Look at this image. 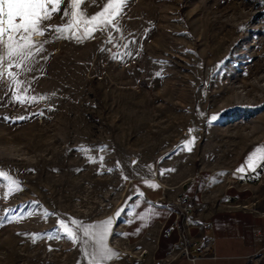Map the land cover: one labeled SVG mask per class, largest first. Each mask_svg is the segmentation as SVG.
Here are the masks:
<instances>
[{"label":"rangeland","instance_id":"rangeland-1","mask_svg":"<svg viewBox=\"0 0 264 264\" xmlns=\"http://www.w3.org/2000/svg\"><path fill=\"white\" fill-rule=\"evenodd\" d=\"M108 2L67 0L45 23ZM117 19L88 38L73 25L34 39L41 51L0 81V264H90L91 226L109 218L118 255L98 264L149 263L120 238L130 181L240 174L264 149V0H127Z\"/></svg>","mask_w":264,"mask_h":264},{"label":"crops","instance_id":"crops-1","mask_svg":"<svg viewBox=\"0 0 264 264\" xmlns=\"http://www.w3.org/2000/svg\"><path fill=\"white\" fill-rule=\"evenodd\" d=\"M260 146L264 148L262 144ZM261 155H264V149L256 152L253 158ZM200 174L210 178L209 185L196 174L174 185L154 178L130 181L126 188L129 197L126 222L120 228L121 241L133 248L147 250L152 260L165 258L177 243L173 225L187 221L178 213L175 200L178 197L192 198L197 208V219L189 221L190 238L197 241L203 234V224L210 223L217 257V261L197 260L194 264H248L249 258L260 250L264 241V169L258 173L261 175L255 184L250 183L253 171L249 168L240 173L244 179L239 183L236 181L238 173L229 174L221 169ZM152 184L156 187H150ZM232 202L248 205L249 209L230 208ZM94 252L102 262L104 259L100 253ZM188 263L182 259L175 264Z\"/></svg>","mask_w":264,"mask_h":264},{"label":"snow or ice","instance_id":"snow-or-ice-1","mask_svg":"<svg viewBox=\"0 0 264 264\" xmlns=\"http://www.w3.org/2000/svg\"><path fill=\"white\" fill-rule=\"evenodd\" d=\"M66 2L67 0H0V81H2L5 74H7L10 79L14 80L13 74L9 69L12 67L20 68L21 65L27 66L28 62L34 58L35 54L39 53L42 48V45L33 38L36 36H44L49 30L62 33L66 28L71 29L72 26L75 25L73 38H88L94 31H104L112 26H115L116 29L119 30L117 18L121 15L122 8L127 0H109L102 11L91 16L88 20L78 19L81 15L80 13L70 11L65 7L63 9V15L65 17H72L65 27H52L46 24V21H50L56 13L62 11L60 6L62 3L66 4ZM81 3L82 0H72V8H76ZM80 25H83V29L80 28ZM125 48H127V45H125ZM25 91L27 90L25 89ZM36 99V97H32L29 102H35ZM41 99H43V97ZM20 102L23 103L25 101L21 100ZM23 118L24 117H20V119ZM212 119L215 120L216 117L213 116ZM191 131L192 130H190V132ZM192 143L193 140H187L184 147L188 151H191L188 145ZM258 161H260V163H258ZM247 167L252 171L264 167V155L258 158L249 157ZM245 171V168L237 169V172L240 173ZM3 175V173H0V176ZM13 183L17 182L13 181ZM150 187L155 188L156 185L152 184ZM9 191L11 192L13 189ZM44 215L48 216L51 214L45 212ZM110 223L111 219L109 218V220L102 222L99 226H91L92 228L100 229L93 239H95L96 244L99 246V253L104 260H110L114 255H118L105 244L107 225ZM58 224L60 228L67 229L68 237L72 239L73 242H76L77 238L72 230L68 229L65 220H59ZM71 224L79 225V222L72 220ZM84 234L86 236L90 235L87 229H85ZM33 238H35V236ZM90 264H98L95 255H93Z\"/></svg>","mask_w":264,"mask_h":264},{"label":"built area","instance_id":"built-area-1","mask_svg":"<svg viewBox=\"0 0 264 264\" xmlns=\"http://www.w3.org/2000/svg\"><path fill=\"white\" fill-rule=\"evenodd\" d=\"M51 33V30L46 32L44 36L34 37L33 39H37L38 41L41 38L47 37ZM262 144L264 146V139L262 140ZM262 173V168H258L253 171V176L250 178V183L255 184L257 182L256 174ZM237 182H242V176L237 174ZM205 184H210V178L204 181ZM176 204L178 210L181 215L187 219L183 222L182 225L175 224V230L177 232V243L175 248L170 251V254L163 259L151 260L149 263L145 264H175L178 260L185 259L189 263L194 264L197 260H212L217 261V257L215 255L214 243L215 238L212 235V225L210 223H204L202 226L203 234L197 238V241H194L190 238L188 233L191 228V222L197 219V210L195 206L194 200L192 198H184L178 197L176 200ZM234 201V200H233ZM230 208L239 209V210H247L249 209L248 205L232 202L230 204ZM264 214V212H263ZM170 232V230H168ZM264 236V235H263ZM260 250L252 257L249 258L248 264H264V241L259 248ZM140 256L138 258L139 263H144V257L147 254L146 251L140 252Z\"/></svg>","mask_w":264,"mask_h":264},{"label":"trees","instance_id":"trees-1","mask_svg":"<svg viewBox=\"0 0 264 264\" xmlns=\"http://www.w3.org/2000/svg\"><path fill=\"white\" fill-rule=\"evenodd\" d=\"M261 174H256V178L258 179L260 177ZM244 178H242L243 181Z\"/></svg>","mask_w":264,"mask_h":264}]
</instances>
